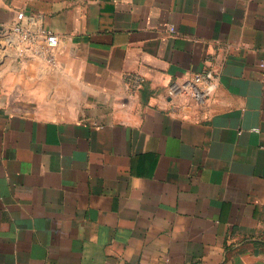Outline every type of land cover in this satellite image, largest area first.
Instances as JSON below:
<instances>
[{"label":"crops","instance_id":"crops-1","mask_svg":"<svg viewBox=\"0 0 264 264\" xmlns=\"http://www.w3.org/2000/svg\"><path fill=\"white\" fill-rule=\"evenodd\" d=\"M0 264H264V0H0Z\"/></svg>","mask_w":264,"mask_h":264},{"label":"built area","instance_id":"built-area-1","mask_svg":"<svg viewBox=\"0 0 264 264\" xmlns=\"http://www.w3.org/2000/svg\"><path fill=\"white\" fill-rule=\"evenodd\" d=\"M38 37L43 40L41 46L37 44ZM5 41L14 44L19 54L32 48L36 55L45 59L47 63L56 64L55 49L59 42L58 35L43 26L36 25L32 28L19 22L14 23L5 30ZM217 80V74L207 69L194 73L190 77L171 81L167 85V94L172 99L182 100L185 105L205 107L212 97ZM141 82L142 77L139 75L129 76L126 81L129 92L135 93L141 86Z\"/></svg>","mask_w":264,"mask_h":264}]
</instances>
